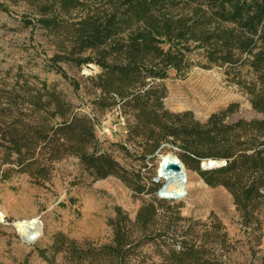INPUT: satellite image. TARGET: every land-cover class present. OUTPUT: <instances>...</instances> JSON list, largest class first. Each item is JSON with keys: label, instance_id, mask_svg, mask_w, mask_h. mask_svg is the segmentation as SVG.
I'll return each instance as SVG.
<instances>
[{"label": "trees", "instance_id": "1", "mask_svg": "<svg viewBox=\"0 0 264 264\" xmlns=\"http://www.w3.org/2000/svg\"><path fill=\"white\" fill-rule=\"evenodd\" d=\"M2 1L31 9L40 28L77 56L57 60L99 69L90 79L98 92L94 104L119 106L128 141L145 155L165 144L177 149L207 187L228 193L239 220L233 239L213 215L181 216L179 204L156 197L160 181L140 185L134 172L100 150L92 119L74 113L54 85L0 71V181L24 175L41 186L54 163L73 157L92 180L111 176L134 196H149L133 218L115 208L106 243L56 233L37 256L47 264H264L257 249L264 229V0ZM73 12L79 16L68 17ZM193 66L224 67L225 80L247 94L260 118L226 123L233 105L203 123L190 112L166 111L164 89L154 82ZM206 160L223 165L201 170Z\"/></svg>", "mask_w": 264, "mask_h": 264}, {"label": "rangeland", "instance_id": "2", "mask_svg": "<svg viewBox=\"0 0 264 264\" xmlns=\"http://www.w3.org/2000/svg\"><path fill=\"white\" fill-rule=\"evenodd\" d=\"M0 3V71L10 75L20 73L30 81L54 85L74 113L92 119L100 150L111 155L125 170L134 172L140 185H147L155 176L157 155H172L182 164L180 152L167 144L152 155L141 153V147L127 140L128 118L119 106L97 108L94 104L98 92L91 88L90 79L99 69L92 63L74 66L57 60L77 56L68 55L56 37L40 28L36 22L38 16L31 9L20 2L0 0ZM98 3L101 6L102 2ZM69 15L74 18L79 13ZM196 54V51L189 54L193 63L199 60ZM85 65L93 70L86 69ZM223 71L224 67L197 66L182 75L168 71L165 79L154 82L164 89L162 107L170 113L190 112L200 123L230 105L234 106L233 112L226 123L260 118L252 110L247 94L227 82ZM182 166L184 196L179 201L166 202L179 204L184 217L204 221L210 215L215 216L229 237L239 239V220L228 193L221 187H207L195 171L184 163ZM163 182L160 180L158 184ZM148 199L144 194L134 196L114 177L92 180L73 157L54 163L48 181L41 186L32 185L24 175L0 181V264H47L37 256V250L46 249L56 233L78 243H106L110 239L107 222L114 216L115 208L133 218L138 207ZM32 221L30 229L35 227L36 239L28 244L19 238L13 225ZM240 248L232 255L234 259H240ZM257 249L259 255H264V229Z\"/></svg>", "mask_w": 264, "mask_h": 264}, {"label": "water", "instance_id": "3", "mask_svg": "<svg viewBox=\"0 0 264 264\" xmlns=\"http://www.w3.org/2000/svg\"><path fill=\"white\" fill-rule=\"evenodd\" d=\"M86 69L93 70L92 67L85 65ZM159 162L157 165V169L155 171V176L152 179L153 182H158L160 179L165 178L169 174H174L176 181L178 183L180 192L178 190L168 191L167 183L164 181L161 187L156 192V197L161 200L166 201H179L184 196V183H185V173L182 164L176 159L174 156L170 155V157L165 158L162 155H157ZM223 163L220 161H211L206 160L200 163L201 170H207L213 167H220ZM2 220V216L0 214V221ZM34 221L31 223L21 222L13 225V228L19 235V238L25 243H32L36 239V234H30L31 229L30 225H33Z\"/></svg>", "mask_w": 264, "mask_h": 264}, {"label": "bare ground", "instance_id": "4", "mask_svg": "<svg viewBox=\"0 0 264 264\" xmlns=\"http://www.w3.org/2000/svg\"><path fill=\"white\" fill-rule=\"evenodd\" d=\"M163 156V155H162ZM165 158L170 157V155H166L164 156ZM161 181H166L167 183V189L168 191H172V190H178L179 186L178 183L176 181L175 175L174 174H169L167 175L165 178L160 179ZM180 192V190H178ZM30 234H36V229L35 227L33 229H31Z\"/></svg>", "mask_w": 264, "mask_h": 264}]
</instances>
